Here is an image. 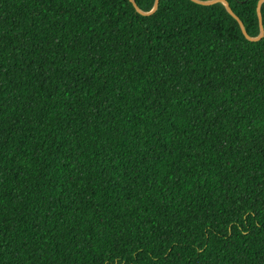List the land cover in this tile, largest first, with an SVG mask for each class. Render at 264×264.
Listing matches in <instances>:
<instances>
[{
    "label": "trees",
    "instance_id": "1",
    "mask_svg": "<svg viewBox=\"0 0 264 264\" xmlns=\"http://www.w3.org/2000/svg\"><path fill=\"white\" fill-rule=\"evenodd\" d=\"M154 1L0 0V264H264V1Z\"/></svg>",
    "mask_w": 264,
    "mask_h": 264
},
{
    "label": "water",
    "instance_id": "2",
    "mask_svg": "<svg viewBox=\"0 0 264 264\" xmlns=\"http://www.w3.org/2000/svg\"><path fill=\"white\" fill-rule=\"evenodd\" d=\"M132 1V0H130ZM158 1L159 0H155L154 1V5H153V8L151 9V11L149 13H152L156 8H157V5H158ZM262 1L264 0H261L259 3H261ZM196 2H199V1H196ZM214 2H221L224 7L226 8V10L229 12V14H231L239 23V26H240V29L242 31V33L244 34V36L249 39V40H257L259 39L260 37H262L263 35V28H262V23H261V16H260V12L259 10H257V18H258V24H259V29H260V32H259V35L256 37V38H250L247 36V34L245 33V30H244V27H243V24L238 20V18L236 16H234L231 12V10L229 9L227 3L224 1V0H210V1H202V2H199L201 4H211V3H214Z\"/></svg>",
    "mask_w": 264,
    "mask_h": 264
}]
</instances>
